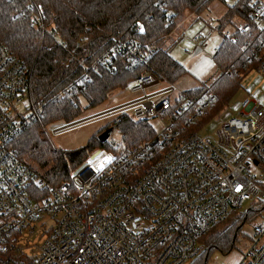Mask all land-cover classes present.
I'll use <instances>...</instances> for the list:
<instances>
[{
    "label": "built area",
    "instance_id": "1",
    "mask_svg": "<svg viewBox=\"0 0 264 264\" xmlns=\"http://www.w3.org/2000/svg\"><path fill=\"white\" fill-rule=\"evenodd\" d=\"M248 7L246 19L235 15L221 28L222 37L234 41L236 32L264 28V0H249ZM36 9L32 23L50 31L42 6ZM204 27L191 38L194 48ZM116 50L135 67L147 65L156 48L116 40L109 54ZM29 75L0 42V264H188L204 249L200 238L214 224L264 199L258 184L264 175L253 169L264 164V100L244 98L236 116L202 135L203 125L191 128L202 120V106L151 68L125 88L135 98L103 113L118 112L113 129L128 114L134 121L159 119L161 130L131 147L108 137L106 147L74 167L68 181L51 185L11 146L30 117L40 115ZM161 81L164 87L146 92ZM251 227L245 250L224 264H264V219L254 218Z\"/></svg>",
    "mask_w": 264,
    "mask_h": 264
},
{
    "label": "trees",
    "instance_id": "2",
    "mask_svg": "<svg viewBox=\"0 0 264 264\" xmlns=\"http://www.w3.org/2000/svg\"><path fill=\"white\" fill-rule=\"evenodd\" d=\"M214 0H0V42L29 69L31 101L40 115H32L15 134L11 146L17 156L34 168L49 184L68 181L71 170L96 148H105L97 135L78 148L53 147L45 127L69 122L81 116L83 108L104 103L116 89H124L137 76L151 69L161 79L174 83L186 69L164 46L166 37L185 11L200 13ZM226 10L217 29L233 16L247 18L249 0H220ZM45 12L43 21L50 31L32 23L36 5ZM143 29V31H141ZM236 40L222 37L212 59L220 74L209 85H197L184 92L202 106L204 114L197 129L212 119L241 87L248 70L260 71L264 64V28L235 34ZM117 41L156 48L147 65L129 67L120 50L109 54ZM109 54V55H108ZM229 70V74L221 72ZM114 127L120 142L131 147L156 134L147 121H134L128 114L117 118ZM264 172V164L261 165ZM264 189V179L258 181ZM264 206L244 212L233 210L200 238L204 249L191 264H206L216 250L227 254L234 249L243 223L251 222Z\"/></svg>",
    "mask_w": 264,
    "mask_h": 264
},
{
    "label": "rangeland",
    "instance_id": "3",
    "mask_svg": "<svg viewBox=\"0 0 264 264\" xmlns=\"http://www.w3.org/2000/svg\"><path fill=\"white\" fill-rule=\"evenodd\" d=\"M225 10L226 8L220 0H214L200 13L185 11L180 18L175 20V25L170 33L164 37V46L169 48L171 56L186 69L185 73L180 75L173 83L177 92L178 90L183 91L197 85H209L220 74L218 67L211 57V51L216 49L222 40L223 29L219 30L216 26ZM208 22H211L213 26H208ZM204 25L205 27L200 34L198 45L194 48L195 43L192 42L191 38ZM165 85L166 83L161 81L154 86L148 87L146 92H153ZM135 97V94L126 91L125 88L113 90L109 94L108 99L101 105L94 108H83L80 118L69 121L68 124L70 125L68 127L54 131V129L62 127L66 123L59 122L53 126L51 125V127L49 124L47 129L45 127L46 137L53 147L64 150H71L83 146L91 136L98 133L104 126L111 124L115 115L118 113L114 112L108 115L104 114V111ZM246 97H254L259 101L264 100V72L253 69L248 70L244 75L239 90L212 119L207 121L198 130V133L202 135L213 134L222 121L237 115L239 104ZM23 105V103H19L17 108L25 116H28L29 110L23 107ZM150 123L157 131H160L163 126V122L159 119H152ZM120 137L121 135L118 129H113L109 136L114 141H119ZM94 151L95 149L89 153V156ZM253 169H255L254 172L258 175H264L262 169ZM248 207L249 202L245 203L237 212H244V209ZM259 219H264V206L255 215V220ZM252 237L253 230L251 222L246 221L237 234L234 249L227 254L219 250L211 252L207 257L206 264H224L226 260L230 259L233 262L237 257L236 251H244ZM197 259L198 257L190 260L188 264L193 263Z\"/></svg>",
    "mask_w": 264,
    "mask_h": 264
},
{
    "label": "water",
    "instance_id": "4",
    "mask_svg": "<svg viewBox=\"0 0 264 264\" xmlns=\"http://www.w3.org/2000/svg\"><path fill=\"white\" fill-rule=\"evenodd\" d=\"M113 130V126H108L107 128H105L103 131H101L98 135L97 138L99 139V141L104 142L109 135L111 134Z\"/></svg>",
    "mask_w": 264,
    "mask_h": 264
},
{
    "label": "snow or ice",
    "instance_id": "5",
    "mask_svg": "<svg viewBox=\"0 0 264 264\" xmlns=\"http://www.w3.org/2000/svg\"><path fill=\"white\" fill-rule=\"evenodd\" d=\"M141 31H143V29H141Z\"/></svg>",
    "mask_w": 264,
    "mask_h": 264
}]
</instances>
